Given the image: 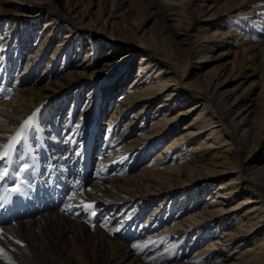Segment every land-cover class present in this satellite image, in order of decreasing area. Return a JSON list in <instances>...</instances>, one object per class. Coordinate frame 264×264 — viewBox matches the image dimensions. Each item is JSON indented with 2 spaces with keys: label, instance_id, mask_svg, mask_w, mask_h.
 Listing matches in <instances>:
<instances>
[{
  "label": "bare ground",
  "instance_id": "obj_1",
  "mask_svg": "<svg viewBox=\"0 0 264 264\" xmlns=\"http://www.w3.org/2000/svg\"><path fill=\"white\" fill-rule=\"evenodd\" d=\"M263 2L264 0H237L236 4V0H227L224 7H226L227 5L228 8H232L237 7L239 4L245 6L249 4L259 6ZM9 3H14L16 6L15 9L19 12L24 11L27 8L31 9L32 6L30 5L37 4L39 5V7L36 15L41 14L45 8V14L47 16V19L44 22V28L46 29L44 30L43 28L39 31V35L43 32H46L44 38L39 37V35L37 36L36 41L39 38V43H36V49H33L29 56H27V63L24 65L23 70H21L23 72L20 71L19 74L17 73L16 79L24 75L25 70L27 71L30 69L32 62H36L40 57L42 58L45 44L49 42L51 37H54L55 31L65 28L68 30L63 33L62 39L57 41L56 47H54V50L52 52V61L49 60L48 64H53L54 61L59 60L60 63H58L61 64L59 68L61 69L60 72H62L64 71V69H66V67L70 66L72 60L75 58L76 63L72 64L73 69L69 68V71L66 72L68 74L64 73L62 75H59L60 79L58 80V82L67 85H71L77 82L81 87H83L87 86L85 84H88L91 81H104L103 76L100 74L99 70H95L96 68H94V65L96 63L94 50L90 51L88 50L89 47H86V53L83 59H77L79 57V53L84 50V47L81 46L83 43H80V39L77 40L78 47L75 52L76 54L72 57L71 55H69L72 47L71 42L77 39V36L82 33V29H84V32H86V30H88L89 32L91 31L89 26L94 23L93 19L96 11H93L89 7L87 9V4H83L81 0H70L69 10L67 12L60 10L62 13L58 11L59 9L55 3H52V5L49 6V4H45V1L43 0H0L1 13L5 11L4 9H6V4ZM121 3L122 2L120 0H115L114 3H112L114 12L110 13L107 17H103L101 21L103 27L100 28H107V26L112 27L108 33V36L113 42H101L98 44L97 48V51L99 48L103 51L104 49H108L109 46L114 43L106 52V56H109L107 57L108 59H111L114 51H118L120 47L119 40H121L120 35H123V31H119L120 35L118 36H114L112 35L114 33H111L112 30L117 27V22L119 21L117 18L121 16L120 13L117 12L118 7L119 5H121ZM152 7L156 9L154 10L152 9ZM98 9L100 16H102L104 14V11L99 1ZM190 11H193V9L188 11L184 0H161L158 2V7L155 3H150L145 10V14H143V17L140 18L141 21H139L140 26L143 30V34L141 35V37L136 35L133 37L135 39L132 41L124 40L129 37V34L127 32L125 34V38H122V40L125 41V45H123V51L136 49V51H139L141 54L138 61V71L134 79L127 86L126 78L129 74L128 72L131 69L130 68L126 71L125 74H123V78L121 80L109 87V89L111 90L110 97L106 95L109 93L105 94L102 92L100 94L102 86H97L96 91L94 92L98 97L95 98L97 99V101L92 110V119H97V117H99L103 113L104 108L108 102V98L109 100L112 99V96L118 89V87H124V89L119 93L121 94L120 96L122 98H120L115 107L112 108L111 114L107 115L110 117L107 118V120H109L108 126L111 127H109L111 129V134L109 138L107 137V139H104V142L99 144L101 145V147H104L106 151L109 150V157L102 158L100 156V162L104 161V163L96 171L95 174L97 179H95L92 186H90L91 192L93 194H90L88 190L83 193V196H80L82 194H77V196L81 197H79L80 200H86V202L83 203L84 205L93 202V205H95L97 202H99L97 201V199L99 200V198L105 199L104 204H110L115 207H117L119 205L117 203L120 202H128V204L124 206V208H122L126 210L124 211V213H122V215L124 216L121 218V224H119L112 233L110 229L105 230L103 228L104 230H95L89 222L82 221L78 223V235L80 234L81 238L77 236L75 240L77 241V244L81 248L83 253L88 256V258L89 250L87 248V243L85 244V242H91L93 245H95L98 255L105 263H108L109 259L112 260L115 257H119V255L123 252L126 257L131 256L132 259L137 258L135 252L132 250L133 248L120 243L118 239L126 238L128 233H132L134 231L133 229H135V221H137L139 217L143 215L144 207L141 203L143 198L148 195V190H143V187L147 186V182L143 183V186L141 181L146 177H149V179L157 177L156 171L154 169L155 167L166 166L163 171L166 170L169 172L176 171L179 168L181 172H185L183 169L187 168H183L184 166H218V162H221L220 160L224 159L223 161H225L226 159H228L229 155H231L233 156L234 160H238L241 163V166H243V169L238 171V183H240V185L242 184V188H251V190L259 194L260 199L252 200L260 202L261 199H264V155H262L260 158L256 157V155L259 154V146H261L262 139H264V133L261 134L262 130L264 129V104L257 103L251 100V98L249 99L247 96H239L235 94L227 95L221 91V89L227 84L226 82L232 80L230 78H227L223 81L222 79L227 76V71L233 64L230 65V61H219L218 57L224 58V56L229 55L230 49L221 50L217 54L215 59H209L206 50H213L215 49V47L221 46L220 44L225 40V36L233 35V33H229L232 31V29H230V31L227 30V32H222L218 29L208 30L206 24H202L200 27H198V29L200 30V34L195 38V41L193 40V42H195V45L193 47L194 50H197L200 54H196L192 57L196 58L194 62L198 63L196 68H203V66L207 62H213V64L205 67L198 73H194V77H191L193 78L192 81L183 84L184 77H186V75L188 76L190 68L187 67L184 69V72H186V74H179L177 64L178 58L181 56L182 49L177 51L178 47L175 46V43L172 41L174 37V35H172V32H176L178 35L183 34L181 30H183L184 28L183 23L185 22L186 13H189ZM53 12H55V14H53ZM177 14V22H174L172 25L167 24L164 21L165 17ZM85 16L86 19H83ZM88 16L90 17L89 19H87ZM5 20H8V18L6 17ZM65 20L72 21L75 24L77 20L78 26H70V22L65 24ZM35 21L36 20H32L25 23L24 25L22 24V29H24L25 32H23V36L20 41H23L25 37L29 38V35H33L32 30L34 29L32 28V23ZM149 21H153V25L156 26V28H158V26H160L162 30H169V28H172V31L165 34V31L162 32L160 30L158 39L160 43H149L148 40H146L144 37L145 35L149 34V32L147 31L149 30V28L147 27ZM14 27L15 25L12 27V29H8L7 31H5L4 35L1 36L2 43H0V68L2 69V67H4L5 72L2 73V70H0V79H7L9 78L8 76L10 73L16 71V68L13 70L12 67L10 68V65L7 64L6 56H9V52L7 54L6 49H4L5 41L7 42L6 38L8 34H11L13 32ZM120 27H124V25ZM189 27L194 28L193 24H189ZM239 31V29H236V32ZM75 33H77V36H75ZM84 34L88 35L87 33ZM245 35L246 37H251V35L249 34H244L243 36L245 37ZM237 42L238 40L233 43L237 44ZM25 46H29V39L25 42ZM237 52L238 50L236 51V53ZM114 56L115 54L113 55V57ZM30 57L34 60H30ZM257 59H260L259 61L263 65L259 70L260 76L263 81V85L260 91L261 93L262 91H264V41L258 43V48L256 49L255 53H251L250 55L244 53L243 60L237 62V64L240 67H246V60L247 62H253L252 65H254L255 68H252V70L254 72L248 75L252 76L253 74H255L256 69L260 68V65L256 66L257 63L259 64V61ZM124 65L125 64H121L120 66H118V68L120 69L124 67ZM230 69L231 75L235 77V68L232 67ZM113 75L115 74H112L111 76ZM238 76L239 74L235 78H238ZM14 82L15 83H13V86H16L17 89L13 91L14 93L11 96H7L5 100L0 102V144H7L10 137L14 135L20 129L23 122L28 120L30 117L34 118V124L32 129L29 130L28 138L22 144L16 145L13 155L6 160L0 161V164H4V166H0V168H8L10 174L13 170L18 169V166L21 163L24 164L26 161H28V163L33 162V158L35 157H31V152L37 150H42L45 152V150H47V146L49 147L51 142H49V140L47 141V139L45 141L43 140V138L45 137H43L44 134L40 124L41 121L42 123H44L45 119H48L49 117H51L53 120L56 115V111L53 112V109L55 108L44 114L42 106L39 105V103L41 102V97L37 96L38 93L27 92L26 89L24 90L18 85L17 81ZM241 83L235 85L234 87L236 88L240 86ZM67 87L68 86L64 85L61 90ZM234 87L232 88L234 89ZM167 88H171V93L167 96L166 100H161V103H159L156 107L157 111L152 114V120L149 124L148 131H143L140 129L138 136L131 137L129 139L130 134L133 132V126L137 124V120L135 121V118L142 119L146 110L152 108V106L155 105V101L157 99L162 98V94ZM58 92L59 91H57L56 93ZM81 92L82 91L80 90L79 94H76L74 96L75 105L77 106L78 102L84 100L82 103V107L80 108L84 109L89 106V100L87 99V96L91 93L88 92L87 96L84 98L81 96ZM56 93H54L53 95H55ZM192 97H195L194 99H198V102L188 106L187 109H180L176 113H170V111H172L176 104L179 105L182 102L187 103ZM68 98V96H65L64 100L59 101L54 106H57L60 102L61 104H63V102L67 101ZM73 103L74 100H72L71 105ZM137 105H141L137 109L139 111L137 113L136 111H134L131 116L132 118L127 120L126 124L124 125H129L130 127L128 129L126 127H123L122 130H120L121 132L116 133L119 128L117 125L119 123V120L123 116H125L126 112ZM203 105L204 107L202 108V110L197 115H195V121L190 120L184 123V126H182V130L184 131L178 133L176 130H174L173 126L175 125V122L177 120L181 119L180 116L182 114L194 112ZM209 105L213 106L214 111L211 112L209 110L208 114L202 115L203 112L206 113ZM166 106H168V108ZM163 107L166 109H163ZM57 109L59 110V108ZM57 118L58 117L55 118L56 123L58 122ZM81 123L82 120L80 121L79 126H77L75 123V126H72L70 124L68 127L67 125L64 127V125L61 126L60 124L61 127H64L63 131L66 132L62 139L65 141L68 140L69 143L73 146L74 142H71L72 140L69 139H73L74 141L81 135ZM96 126L98 127V125H93L92 134L97 131ZM51 131L53 132V134H57V125L53 126ZM63 131H60V134H62ZM85 137L86 138L84 141H87L89 135ZM196 137H201L202 139H200L198 142L195 141L196 143H193ZM97 139V135H93L92 139L89 140V143L91 142L93 146V144L97 142ZM165 139L167 140V142L163 145L162 150L157 151L154 154L152 161H150L149 164L145 165L151 167L144 168L140 173L134 175L126 174L125 176H122L118 173L116 175H107L111 167L117 168L121 166L119 167V173H122V170H124L123 166H127L125 165V163L127 162L128 156L130 154L139 155L142 151L145 152L146 149L149 150V148L155 142H161V140ZM43 141L48 142V144L46 145L45 143H43ZM56 144L57 145L53 147V149H56L55 152H57L58 148L61 146L58 145V143ZM250 146L251 151L249 153V156L243 158L242 150ZM109 147L111 149H109ZM86 148L90 149L88 145L86 146ZM186 148H189L191 150H188L189 152H183V149ZM67 152L68 151H66L65 156H67ZM21 157H24L25 160L19 163V159ZM50 157L51 159L53 157L56 158L51 160L47 159L46 157L42 161L44 164V168L46 166V170L41 171L43 169V166H41V163H39L36 158L34 160L35 163L32 164V166H35V170H32V168H30V170L32 171H28L24 176L16 178L17 180H25V184L22 186V194H24V196H32V193L34 194L35 191V189L32 188V182H30L29 180L30 173L33 175L31 181L34 182H37L38 179L41 180V178H38V176L34 172L39 171L40 174H44L51 167H58L59 170H63L64 172L69 171V173L66 172L65 174L68 173V176H75V174H72V168L67 170L68 168L63 166V163H66L67 158L64 159L61 154L59 156L53 155ZM74 157L75 156H73V158ZM250 159H253V161H251ZM56 162H58L60 166ZM37 166H40L42 169ZM188 169H190V167ZM146 171L147 175L145 174ZM189 182L195 183L196 180L189 179L186 183L184 182V184H189ZM12 187L13 181L11 175L4 181H0V205L2 204V202H4L5 196H13L18 194L14 191H6V189H10ZM56 187L59 188L61 194L65 192L64 183H57ZM133 188L136 189L133 190ZM237 191L238 190L235 186L229 187L227 185L220 184L217 191L214 190L215 195L210 196L208 200L203 204L201 210L198 212L200 218L196 221H192L189 219V222L186 223V226L184 227V231L186 230L185 228L194 226L193 224H200L202 222L204 223L207 220H209L210 223H213V221L220 220L221 218L225 217L226 214H229L230 212L236 210L234 209V206H232L231 208H227L225 207V205L227 204L226 201H230L234 198V195L237 194ZM202 196L203 193L200 195V197ZM13 197L15 198V196ZM200 197L196 199L200 200ZM134 203H136L135 208H131ZM75 204L76 206H73L72 204L70 205L74 208L79 207L77 205H81L80 202H76ZM72 207L70 208V210L67 209L61 214H58L57 212L47 213L35 220H24L18 218L13 223L0 227V249L3 250L2 252H0V264H52V258L57 259V262L54 264H72L69 256L63 257L62 255L65 254V252H63L64 244H68L64 241L65 237L73 232L71 223L74 221L67 218L69 214H71L70 211ZM154 211L156 213L158 209H155ZM251 211H253V209ZM77 213L79 214L78 211L75 212V214ZM72 215H74V213ZM254 215L256 216V214ZM148 222L149 221H144L141 224L143 226V231L144 229H148L150 227V225H148ZM157 224L158 223H156L154 227ZM53 227L57 228L59 231L57 237L59 239V242L57 244L52 241L53 238L50 239V237H52L51 233H53ZM68 227L69 230H67ZM173 229L169 228L167 232L170 233ZM165 231L166 229H164L162 233H165ZM222 232L223 233L221 234V237H217L216 239H214L210 244V247H212L213 249H220L228 248L234 244L236 247L235 251L238 248L236 253H234L236 256L234 258H249L246 262L251 261L254 257L256 259L264 260L263 240H260L258 243L249 245L245 248H241L244 246L243 241L250 238V230L249 228L247 229L244 224L227 227ZM162 233H159V235ZM112 235L116 236L117 239ZM171 235H174V233H171ZM171 235H168L165 238H168ZM17 240L21 243H16ZM60 241L64 242L63 245H61L62 243L60 244ZM142 243L144 245L145 242ZM123 248L125 249V251ZM122 249L123 252H121ZM140 250L141 249L137 248V250L135 251L138 252ZM5 253L9 254V256L11 257H6ZM147 254H151V249L147 250ZM230 255L234 256L232 255V252L230 253ZM246 256L249 257L246 258ZM37 260L41 262L38 263Z\"/></svg>",
  "mask_w": 264,
  "mask_h": 264
},
{
  "label": "rangeland",
  "instance_id": "obj_2",
  "mask_svg": "<svg viewBox=\"0 0 264 264\" xmlns=\"http://www.w3.org/2000/svg\"><path fill=\"white\" fill-rule=\"evenodd\" d=\"M45 1V4H49V6L52 5V3H55L58 7V11L61 12L65 11L67 12L69 10V2L70 0H43ZM83 4H87L88 7L92 9L93 11H96V14L94 16V23L89 26L91 31L89 32L86 30L84 32V29H82V33H80L77 36V33H75V36H77V39L72 43L71 50L69 52V55L74 56L76 53V49L78 47L77 40L80 39V43H83L81 46L84 47V50H82L79 53V58L83 59L86 51V47H89L88 50H94V56L96 63L94 65L95 70H99L100 74L103 76L104 81H91L88 84H85L87 86L81 87L79 83H74L71 85L62 84L61 82H58L60 79L59 75H62L69 71V68L73 69L72 64L76 63V58L72 60V63L69 67H66L64 71L60 72L61 69L59 68L61 64H59V60L54 61L53 64H48L49 60H51L52 52L54 50V47H56V43L58 40L62 39L63 33L67 31L68 29L62 28L55 31L54 37H51L48 43L45 44V48L43 50L42 58L40 57L37 59L36 62L31 63V67L29 70H25V74L16 79L17 73L21 70H23L24 65L27 63V56L33 51V49H36L37 42L36 38L39 35L40 29L44 28V22L47 19V16L45 14V8L44 11H42L41 14L36 15L38 12L39 5H30L32 6L31 9L27 8L24 11H17L15 9L14 3L6 4V9L3 13L0 12V43H2L1 36L4 35L5 31L8 29H12V27L15 25L13 32L11 34H8L5 41V47L6 53L9 56H6L7 64L10 65V68L14 70L16 68V71L9 74V78L7 79H0V102L5 100L7 96H11L15 91L16 86H13L14 81H17L18 85L26 89L27 92H37V96L41 97V102L39 103L40 106H42L43 113H48L53 108V112L56 111L55 118L58 117V122L56 123L55 118L52 120L51 117L48 119H45V122L42 123L41 121V129L43 131L45 139L47 141L49 140L50 146H47V150H37L39 152V155L36 153V151H33L36 155L33 158V162L26 161L25 165H31L29 167V171L35 170V166H32L34 164V160L36 159L39 163H41V166H43V159L48 158L51 159L50 156L52 155V151L50 152V149L53 150V152L56 151V149H53L56 143L59 145V139L65 135L64 127L67 125V127L71 124L72 126H75L76 123L77 126H79L80 121L82 120V125H80L81 128V135L76 138L75 141L78 143L84 142L85 136L89 135L88 137V147L90 148V145L92 143H89V140L92 139L93 135H97V138L101 139V142L104 139L109 138L111 134V127L109 125V120L107 118H110L107 116L108 114H111L112 108L115 107L116 103L120 98H122L119 94L124 87L119 88L115 91V93L112 96V99L109 100L104 108L103 113L97 117V119H92V110L94 105L96 104V101L98 96L94 93L96 91L97 86L101 87L100 94L103 93H109L106 94L110 97L111 90L109 87L112 84L117 83L119 80L123 78V74L126 73L128 69L129 70V76L127 75V86L132 82L134 79L139 66V57L141 56L139 51H136V49L132 50H126L123 51V45H125L124 40L132 41L135 38L134 36L138 35L141 37L143 34V30L140 26L139 21L141 17H143V14H145V10L147 9V6L150 3H155L158 7V2L161 0H120L122 3L119 5L117 12L120 13V17L117 18L119 21L117 22V27L112 30L111 33H114L112 35L118 36L120 35L119 31H123V35L121 36L120 47L118 51H114V53L111 56V59H108L106 56V52L109 48H111V44L108 49H98V44L101 42H107L112 43L113 41L108 36L109 31L112 27L107 26V28H100L103 27L102 25V19L103 17L109 16L110 13L114 12V9L112 7V3H114L115 0H81ZM98 1L100 2V5L103 7L104 14L100 16L99 9H98ZM227 0H184L185 5L190 11L189 13H186L185 22L183 23V34H177L176 32H172L173 42L175 43V46L178 47L177 51L182 49L181 56L178 58V64L177 69L179 74H186L184 72V69L189 67L190 70L188 72V76L184 77L183 84L186 82L192 81L194 77V73H198L202 71L205 67L213 64V62H207L203 68L197 69L196 66L198 63L194 62L196 58H192L196 54H200L197 50H194L195 38L200 34V30L198 27H200L202 24H206L208 27V30L210 29H218L222 32H227V30L233 33L231 36H225L224 41L221 42V46L215 47V49L206 50L208 54L209 59H215L217 54L221 50H227L230 49V54L227 56H224V58L218 57L219 61H230V65L233 64L230 68H235L236 76L239 74L238 78H235L231 75V69L227 71V76L223 78L224 81L227 78L232 79L229 82H226L227 84L221 89V91L227 95H239V96H247L249 99L257 102V103H263L264 104V91H261V87L263 85L262 78L260 76L259 70L262 68V64L260 63V59H257L259 61L260 68L256 69L255 74L252 76H248L252 74L254 71L252 68H255L253 62H247L245 61L247 66L246 67H240L237 62H240L244 58V53H247L250 55L251 53H255L256 49L258 48V43L264 41V2L259 6H254L252 4L249 5H241L239 4L237 7H224ZM237 4V0H236ZM29 6V7H30ZM42 7V6H41ZM121 8V9H120ZM152 9H156L152 7ZM5 13V14H4ZM62 13V12H61ZM82 13V12H81ZM49 14V13H48ZM55 14V12H53ZM55 16V15H54ZM6 17L8 20H5ZM35 18V19H34ZM90 17L88 16L87 19ZM170 18V19H168ZM174 18V19H172ZM178 14L165 17V22L167 24L172 25L174 22H177ZM237 18V19H235ZM86 19V16L83 18ZM32 20H36L33 22L32 30L33 35H29V38H26L23 41H20L22 39V34L25 32L23 28V25L27 22H30ZM75 20V19H74ZM25 21V22H24ZM206 21V22H203ZM237 21V22H236ZM70 22V26H78V21L76 20V24L72 21L65 20V24ZM84 22V21H83ZM23 24V25H22ZM86 24V23H85ZM91 24V23H90ZM189 24H193L194 28L189 27ZM124 27H120L123 26ZM126 25V27H125ZM147 27L149 30V34L145 35V39L148 40L149 43L152 44H159V34L160 30L167 34L170 31H172V28H169V30H162L160 26L156 28V26L153 25V21H149L147 24ZM68 28V27H67ZM79 28V27H78ZM46 28H44L45 30ZM80 29V28H79ZM236 29L240 30L239 32H236ZM128 32L129 37L127 39L122 40V38H125V34ZM44 33V32H43ZM41 33L39 37H43L45 33ZM84 33H87L88 35H85ZM237 34V35H236ZM244 34H249L251 37H245ZM29 39V46H25V42ZM240 39V40H239ZM238 40L237 44H234L233 42H236ZM231 41V42H230ZM36 45H35V44ZM39 43V42H38ZM85 43V44H84ZM19 44V45H18ZM134 44V42H133ZM122 45V46H121ZM136 46V45H135ZM1 47V46H0ZM122 48V49H121ZM238 52L236 53V51ZM235 51V52H234ZM242 51V52H240ZM90 53V52H89ZM115 56L113 57V55ZM111 55V54H110ZM246 55V54H245ZM15 56V57H14ZM9 57V58H8ZM63 58V57H62ZM70 59V58H69ZM30 60H34L30 57ZM63 60V59H62ZM118 61V62H117ZM218 61V62H219ZM256 61V60H255ZM59 62V63H58ZM70 62V61H69ZM1 63V60H0ZM6 64V61H5ZM121 64H125L124 67L118 68ZM229 65V66H230ZM17 66V67H15ZM48 66V67H47ZM2 73L5 72L4 67H2ZM46 70V71H45ZM45 71V72H44ZM136 71V72H135ZM23 72V71H21ZM155 73V72H154ZM153 73V74H154ZM193 73V75H192ZM68 74V73H66ZM112 74H115L111 76ZM196 75V74H195ZM1 76V75H0ZM58 76V77H57ZM243 76V77H241ZM245 77V78H244ZM235 78V79H234ZM153 79V78H152ZM125 81V83H126ZM64 82V81H63ZM242 82V83H241ZM182 83V82H181ZM240 86L234 87L235 85ZM68 86L67 88L63 87ZM234 87V89L232 88ZM171 88H167L163 92L162 98H159L155 101V105L152 106V108H149L146 110L145 114L143 115L142 119L135 118V121L137 120V124L133 126L132 130L133 132L130 134V137H136L138 136L140 129L143 131H148L149 124L152 120V114L157 111L156 107L159 103H161V100H166L167 96L171 93ZM81 90L82 97H86L88 92L91 94L87 96V99L89 100V106L86 108H82V103L84 100H81L77 103V106L75 105V95L79 94V91ZM109 90V91H108ZM59 91L58 93H56ZM186 91V90H185ZM56 93L55 95H53ZM53 95V96H52ZM68 96V100L64 101L63 104L61 102L57 104L59 101L64 100V97ZM195 97H192L187 103H180L179 105H175L172 111L170 113H176L178 110H184L187 109L188 106L198 102V99H194ZM247 99V98H245ZM72 100H74V103L71 105ZM141 105H137L134 108L130 109L128 112H126L125 116H123L120 120L118 125V131L116 133L121 132L123 127H126L127 129L130 127L129 125L124 126L126 124V121L131 119L132 113L136 111V113L139 111L137 110ZM168 108V106H166ZM177 107V108H176ZM203 106H200L196 111L182 114L180 117L181 119L177 120L175 122V125L173 126L174 130H176L178 133H181L182 126H184V123L188 121H195L194 117L197 115L201 110ZM59 108V110L57 109ZM163 109H166L163 107ZM214 111V108L212 105H209V108L207 109L206 113L203 112L202 115L208 114V111ZM79 120V121H78ZM115 120V119H113ZM118 122V121H117ZM116 123V122H115ZM143 123V127H142ZM64 125V127L60 126ZM57 125V132L61 133L60 131H63L61 134H53L51 131L53 126ZM93 125H98L97 131H95L94 134H92V127ZM187 125V124H186ZM76 126V127H77ZM45 127V128H44ZM61 127L60 129H58ZM110 127V128H109ZM99 131V132H98ZM110 131V132H109ZM210 132V131H209ZM208 132V133H209ZM177 133V134H178ZM264 133V129L262 130L261 134ZM205 137V136H204ZM52 138H54L57 141H54ZM44 139V141H45ZM52 139V140H50ZM65 139V137H64ZM103 139V140H102ZM200 138H195L193 143L196 141L198 142ZM53 141V142H52ZM98 141V139H97ZM69 143V141H67ZM65 141L64 144L61 146L65 148L69 147V144H67ZM167 142V140H161V142H155L149 150L146 149L145 152L142 151L139 155L138 154H130L128 156L127 162L123 166L124 170H122V173H119V167L110 168L107 175H116L117 173L119 175H134L140 173L144 168L151 167V166H145L152 161L154 154L162 150L163 145ZM195 142V143H196ZM46 145L48 142H44ZM73 143V144H74ZM191 143V144H193ZM95 144V143H94ZM93 144V145H94ZM190 144V145H191ZM68 145V146H67ZM44 146V145H42ZM52 146V147H51ZM60 146V147H61ZM67 146V147H66ZM78 146V145H76ZM59 147V146H58ZM58 148L57 152H59L61 149ZM79 147V146H78ZM104 150H106L104 147H102ZM38 149V148H37ZM99 147H96L94 150V161L93 163V171L98 170L99 167L104 163V161L100 162L101 157L102 158H108L109 154L108 151L102 150V152L99 151ZM109 149H111L109 147ZM190 151L191 149L186 148L183 149V152ZM188 151V152H189ZM251 151V146L242 150V156L243 158H246V156H249V153ZM42 152V153H41ZM44 152V153H43ZM55 152V153H57ZM144 152V153H143ZM65 153V152H64ZM264 153V139H262L261 146H259V154L256 155V157L260 158ZM61 156L66 159L68 158V155L65 156L63 153H60ZM20 155V154H19ZM28 155V154H26ZM25 155V158H26ZM101 155V157H100ZM175 155V154H174ZM59 156V155H57ZM50 157V158H49ZM24 157H21L19 159V163L25 160ZM56 157H53L54 159ZM72 158V157H71ZM42 159V160H41ZM51 159V160H52ZM176 159V158H175ZM177 160V159H176ZM224 159L220 160L221 162H218V166H184L183 169L185 172H181L178 168L176 171L169 172L163 169L166 166L162 167H155L156 176L154 178L146 177L144 180H142L143 183L147 182V186L143 187V190H148V195L145 196L142 200V205L144 207L143 215L139 217L137 221H135V229H133L134 233H128L126 238L118 239L120 243L132 247L133 251L136 254L135 259H132L131 256H125L123 249L121 252L122 254L119 255V257H115L112 260L109 259L108 263H105L100 256L97 253V249L95 248V245H93L91 242H85L87 243V248L89 250V258L86 256L81 248L78 246L77 241L75 238L78 236L81 238V235H78V223L82 222L84 219H77L75 215L68 216L67 218L73 220L74 222L71 223L72 233H70L68 236L65 237V243L64 244V251L65 254H62L63 257L69 256V259L72 264H264L263 259H256L255 257L252 258L251 261H248V259L244 258H234L236 257L234 253H236L235 245L228 248H220V249H213L210 247V244L214 239L217 237H221L222 231L230 226L235 225H241L244 224V226L250 230V238L245 239L243 241V247L245 248L249 245H253L255 243H258L260 240L264 241V199H261L260 202H256L252 199H260L259 194L251 190V188L244 189L242 188V184L238 183V171L243 169V166H241V163L238 160H234L233 156L229 155L228 159L223 161ZM253 161V159H250ZM223 161V162H222ZM72 162V161H70ZM59 166L60 164L56 162ZM66 163H68V159L66 160ZM256 163V162H255ZM69 164V163H68ZM71 164V163H70ZM22 163L18 166L19 168H23ZM0 166H4L3 163L0 164ZM63 166L66 167V165L63 163ZM68 166V165H67ZM108 166V165H107ZM40 169H42L40 166H37ZM190 167V169H188ZM193 167V168H192ZM32 168V170H30ZM67 168V167H66ZM162 169V170H161ZM43 170H46V166ZM69 170V169H67ZM192 170V171H190ZM69 173V171H66ZM65 172V173H66ZM74 174V173H73ZM147 175V171L145 173ZM95 175V174H93ZM91 174V176H93ZM31 176V177H30ZM91 176H89V179H91ZM29 180L32 182L33 175L29 174ZM97 179V177H93ZM196 180L195 183L189 182V184H184L188 180ZM205 181V182H204ZM93 182L88 185L92 186ZM227 185L229 187H236L237 194L234 195V198L230 201H226L225 207L231 208L234 206L236 210L230 212L229 214H226L225 217L221 218L220 220L213 221V223H210L209 220L206 222H202L200 224H193L194 226L190 228H185L186 223L189 222V219L192 221H196L200 218L198 215V212L201 210L203 204L208 200L210 196H214V190L217 191L219 185ZM230 184V185H229ZM90 186L85 190L90 192V194H93L91 192ZM136 188H133L135 190ZM203 190V191H201ZM212 192V193H211ZM84 193V192H83ZM83 193H78V195L83 196ZM117 193V192H114ZM120 193V192H118ZM203 193V196L200 197V195ZM100 195V194H99ZM80 196H77V194H73L70 196V201L81 202L84 203L85 199L77 200ZM86 196V194H85ZM95 197V196H94ZM93 197V198H94ZM200 197V200H197L196 198ZM83 198V197H82ZM76 199V200H75ZM124 200V199H123ZM128 200V199H127ZM97 202L95 205H99V210L102 211L103 208H106L102 213V218H100L98 223H95L94 225L91 224L95 230H111V233L114 231L116 227H118L119 224H121V218L124 216L122 213L126 209L124 206L128 204V202H120L117 207L110 205V204H104L105 199H97ZM248 201V202H247ZM240 202V203H238ZM73 203V202H72ZM103 206H102V205ZM93 205V206H95ZM136 203H134L131 208H135ZM262 206V207H261ZM64 207V206H62ZM257 209H256V208ZM108 208V209H107ZM259 208V209H258ZM155 209H158V211L155 213ZM253 209V211H251ZM94 211H97V207L93 209ZM108 212H107V211ZM73 211V210H72ZM56 213V211H54ZM49 212V213H54ZM105 212V213H104ZM48 213V212H47ZM46 212L44 214H47ZM58 214L63 213V211L57 212ZM74 213V212H72ZM42 214V215H44ZM256 214V216L254 215ZM40 215V216H42ZM68 215V214H66ZM70 215V214H69ZM77 215V214H76ZM40 216L36 218H32L33 220L38 219ZM249 216V217H248ZM248 217V218H246ZM252 217V218H251ZM260 217V218H259ZM90 218V215L87 216L86 220ZM149 219V220H148ZM257 221H256V220ZM85 220V221H86ZM250 220V221H249ZM144 221H149L148 225L150 227L148 229H144L141 225ZM247 221V222H246ZM84 222V221H83ZM86 222H90L89 220ZM181 222V223H180ZM158 223L155 227L154 225ZM180 223V224H178ZM249 223V224H248ZM126 224V223H125ZM253 227V228H252ZM104 228V229H103ZM169 228L173 229L170 233L167 231ZM93 229V230H94ZM166 229L165 233H162L163 230ZM69 230V227L67 228ZM142 233H141V232ZM50 239L54 241L56 244L59 242L58 237V229L53 227L52 228ZM95 232V231H92ZM91 232V233H92ZM183 232V233H182ZM55 233V234H54ZM159 233H162L159 235ZM171 233L174 235H171ZM159 235V236H157ZM171 235L168 238H165L166 236ZM114 236V235H112ZM154 236V237H153ZM116 239L117 237L114 236ZM156 238V239H155ZM158 238V239H157ZM142 242H145L144 245ZM62 243V244H61ZM63 241H60V244L63 245ZM84 244V246H85ZM89 245V246H88ZM134 245H137L138 249H141L140 251L136 252V247H133ZM139 245V246H138ZM2 248V247H1ZM144 249V250H142ZM151 249V254H147V250ZM125 251V249H124ZM232 252L231 256L230 253ZM6 257H11L9 254H6ZM238 260V261H237ZM244 260V261H243ZM38 263L41 261L37 260ZM52 264L57 262L56 258L51 259Z\"/></svg>",
  "mask_w": 264,
  "mask_h": 264
},
{
  "label": "snow or ice",
  "instance_id": "obj_3",
  "mask_svg": "<svg viewBox=\"0 0 264 264\" xmlns=\"http://www.w3.org/2000/svg\"><path fill=\"white\" fill-rule=\"evenodd\" d=\"M34 124V118H29L28 120L24 121L21 125L20 129L10 137L9 142L7 144H0V161L6 160L9 157H11L15 151V147L18 144H22L27 138L29 130L32 129ZM29 171V166L24 165L22 169H15L9 173L8 168L2 167L0 168V181H4L6 178H8L11 175L12 181H13V187L10 189H6V191H14L17 193H23V185L25 184L24 179L17 180V177L24 176L25 173ZM94 203V202H93ZM93 203H89L84 205L87 208H92ZM68 210H70L71 205L67 206ZM95 213L93 212V215ZM16 243H21L20 241H16ZM134 247H137V245H134ZM3 250L0 249V252Z\"/></svg>",
  "mask_w": 264,
  "mask_h": 264
}]
</instances>
